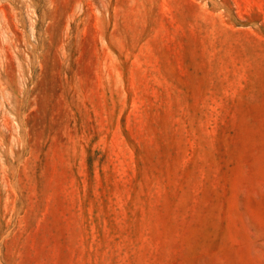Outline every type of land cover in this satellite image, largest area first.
I'll return each instance as SVG.
<instances>
[{
    "label": "rangeland",
    "instance_id": "374dc122",
    "mask_svg": "<svg viewBox=\"0 0 264 264\" xmlns=\"http://www.w3.org/2000/svg\"><path fill=\"white\" fill-rule=\"evenodd\" d=\"M0 264H264V0H0Z\"/></svg>",
    "mask_w": 264,
    "mask_h": 264
}]
</instances>
